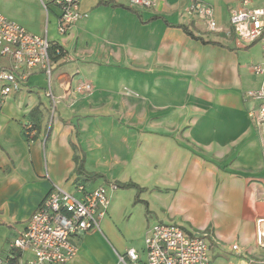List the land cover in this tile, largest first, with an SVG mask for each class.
<instances>
[{
	"label": "crops",
	"instance_id": "1",
	"mask_svg": "<svg viewBox=\"0 0 264 264\" xmlns=\"http://www.w3.org/2000/svg\"><path fill=\"white\" fill-rule=\"evenodd\" d=\"M18 1V14L6 18L46 35L70 61L54 69L52 119L45 88L31 87L30 77L42 79V73L0 102V257L53 184L73 193L84 185L80 181H88L87 188L132 182L145 189L138 199L146 203L151 226L206 232L210 259L211 252L231 255L218 264H264V245L255 240V222L264 219V156L243 97L260 85L250 66L262 61L261 46L240 48L224 34L206 32L198 18L186 15L195 0H157L154 10L120 0L88 6L80 0L88 17L65 36L50 29L56 8L45 12L38 0ZM196 1L212 7L223 30L229 11L242 2ZM250 1L248 8L262 4ZM247 75L255 78L249 85L242 80ZM81 82L92 91L71 93ZM127 190L135 192H109L100 223L112 216V195ZM74 242L78 255L67 264H116L120 254L101 230Z\"/></svg>",
	"mask_w": 264,
	"mask_h": 264
},
{
	"label": "built area",
	"instance_id": "2",
	"mask_svg": "<svg viewBox=\"0 0 264 264\" xmlns=\"http://www.w3.org/2000/svg\"><path fill=\"white\" fill-rule=\"evenodd\" d=\"M142 10H154L157 0H120ZM47 12L56 8V32L65 36L81 20L88 17L80 10V0H38ZM250 0H242L240 8L229 11V28H220L211 6L192 1L186 15L198 18L206 32L224 34L233 38L237 47L259 44L263 59L252 64V74L260 78L256 89L243 93L249 104L247 115L260 130L264 156V0L260 6L248 8ZM52 42L46 35L29 33L23 26L0 13V102L20 92L28 78L42 73L47 82L44 96L54 103L51 90V72L57 63L70 61L65 51L53 52ZM71 93L83 95L92 91L91 84L81 82ZM26 131L30 127L25 128ZM116 190L113 184L87 188L75 187L73 193L52 185L39 208L30 216L24 230L11 239L8 255L0 257V264H67L78 255L74 240L90 231L100 230V221L108 214L109 192ZM255 240L264 245V219L255 222ZM206 232L197 234L175 224L157 223L151 226L144 238L142 251L133 248L116 254L117 264H211ZM237 251V246H232Z\"/></svg>",
	"mask_w": 264,
	"mask_h": 264
},
{
	"label": "rangeland",
	"instance_id": "3",
	"mask_svg": "<svg viewBox=\"0 0 264 264\" xmlns=\"http://www.w3.org/2000/svg\"><path fill=\"white\" fill-rule=\"evenodd\" d=\"M85 6H88L92 0H82ZM20 11V3L18 0H0V13L6 16H14L18 14ZM189 17V16H188ZM8 19V18H7ZM200 21V20H199ZM201 22V21H200ZM202 23V22H201ZM220 24L223 26H228L226 20H221ZM51 30L56 32V26H50ZM57 34V33H56ZM217 35V34H216ZM221 37L220 35H218ZM228 40L233 41V38ZM250 66V65H249ZM57 70H53L51 72V86L53 85V81L55 78V73ZM34 76L30 77L31 87L34 90H40L47 88V82L44 77L42 79L33 80ZM243 81L247 80L246 85L254 82L255 78L251 75H247L242 77ZM126 94H130L129 90L126 88L123 90ZM45 92V91H44ZM73 96V95H71ZM49 101L48 107V118L52 119L56 113V104L57 100L54 99V103L50 98L45 97ZM72 98H75L73 96ZM254 129V134L256 138H259L261 143V135L260 130L255 126V124L251 123ZM251 179H256V176H249ZM259 179V178H258ZM264 179V177H263ZM254 183H259L258 180H252ZM135 192L132 190L115 192L112 196V216L105 223H99L100 230L104 237L109 241L110 245H112L115 251H118L120 254H123L126 250L133 248L137 251H142L144 247V238L147 230L151 227L152 224H149L148 217H144V203L135 202ZM140 195V194H139ZM145 200L148 201L150 198L147 195L144 196ZM146 218V219H144ZM106 235V236H105ZM97 254H100L99 251H96ZM228 256V254L217 256L214 252H211V264H218L220 259H224ZM116 264L117 257L115 255Z\"/></svg>",
	"mask_w": 264,
	"mask_h": 264
},
{
	"label": "trees",
	"instance_id": "4",
	"mask_svg": "<svg viewBox=\"0 0 264 264\" xmlns=\"http://www.w3.org/2000/svg\"><path fill=\"white\" fill-rule=\"evenodd\" d=\"M99 3H103L101 0H99ZM106 4H109V2L108 3H106ZM173 27H177V28H179V29H181L188 37H190L192 40H195V41H200L201 43H203V44H206L205 42H203L202 41V39H200V38H198V37H195L186 27H184V26H173ZM52 45H53V52H54V50H56V49H58V50H60L61 51V53L59 54V55H57V56H55L54 58H53V60L54 61H56L58 58H60L61 56H62V51L64 52V50L62 49V47H60V46H58L57 44H55V43H52ZM252 45H254V44H252ZM251 46V45H250ZM76 162H77V160L76 159H74ZM81 171H82V169L81 168H79L78 169V174H79V176H82V173H81ZM87 182L88 181H80L79 183H82V184H87ZM115 185V184H114ZM117 185V186H116ZM115 186H116V188L118 187L119 189H134L135 190V192H136V197H135V202H139L140 200L138 199V196H139V194H141L145 189L144 188H140L139 186H137L136 184H134V183H132V182H128V183H123V184H116ZM144 205L146 206V203H144Z\"/></svg>",
	"mask_w": 264,
	"mask_h": 264
}]
</instances>
